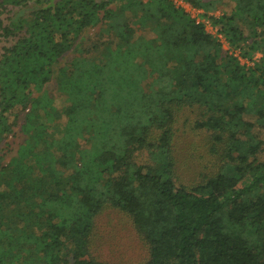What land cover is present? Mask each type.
<instances>
[{
	"label": "trees",
	"instance_id": "trees-1",
	"mask_svg": "<svg viewBox=\"0 0 264 264\" xmlns=\"http://www.w3.org/2000/svg\"><path fill=\"white\" fill-rule=\"evenodd\" d=\"M229 1L213 25L242 57L261 53L253 66L172 0H0V143L23 136L0 157V264H102L88 252L108 209L147 246L143 264H264V0ZM188 109L206 134L197 161L213 163L185 185L174 128Z\"/></svg>",
	"mask_w": 264,
	"mask_h": 264
},
{
	"label": "rangeland",
	"instance_id": "rangeland-1",
	"mask_svg": "<svg viewBox=\"0 0 264 264\" xmlns=\"http://www.w3.org/2000/svg\"><path fill=\"white\" fill-rule=\"evenodd\" d=\"M222 6H219L215 12L205 14L204 12H197L196 9H191V14L205 25L206 32L212 38L218 36L217 28L213 25L212 19L219 18L222 14H229L233 4L229 0H224ZM34 6H36L34 4ZM33 7L31 2L28 8L23 12L30 10ZM190 10L189 8L186 10ZM16 10L9 13L12 17ZM22 12H18V14ZM7 16V17H6ZM7 19L9 15L0 16V19ZM212 18V19H211ZM94 31L87 33V38L92 37ZM221 49L225 53L223 56L232 57L240 62L242 65L253 66L261 58V53H255L252 60L242 57L239 49H233L226 44H221ZM244 47V46H242ZM66 60L63 62V64ZM47 93L54 99L57 108L64 105L63 98L57 91L55 79L51 81L46 89ZM198 119V112L193 109H188L181 113L178 117V122L175 125L174 132V156L178 158V169H176L175 180L177 184L183 183L189 185L195 182L198 177L197 174L202 171H207L210 165L205 160L208 159L205 152H203V159L197 161V155L202 153L201 147L205 144L206 134L200 131H193V123ZM23 141V136L18 128L14 129L12 135L7 136L0 143V157H2V164H7L9 160L15 155L18 145ZM194 144V145H193ZM193 145V150L196 152V158L191 162L186 159L191 154L190 147ZM207 164V166H206ZM206 166V167H205ZM205 167V168H204ZM4 179V176L1 175ZM200 180V178L198 179ZM88 257L102 264H143L148 259L147 246L139 239L135 232L129 218L123 213L108 209L101 213L95 220V228L93 237L90 242Z\"/></svg>",
	"mask_w": 264,
	"mask_h": 264
},
{
	"label": "built area",
	"instance_id": "built-area-1",
	"mask_svg": "<svg viewBox=\"0 0 264 264\" xmlns=\"http://www.w3.org/2000/svg\"><path fill=\"white\" fill-rule=\"evenodd\" d=\"M173 1V3L175 4V5H177V6H180V7H183V9L184 10H187L188 8L190 9V10H188V11H186L195 21H196V23L198 24V23H201V24H204L202 21H200V20H198L197 18H195V16H194V14L192 15L191 14V7L188 5V4H185V3H183V2H181V1H178V0H172ZM185 7H186V9H185ZM215 38H217L218 39V41L223 45V46H225L226 44H227V42L223 39V37L221 36V35H218V36H215Z\"/></svg>",
	"mask_w": 264,
	"mask_h": 264
},
{
	"label": "crops",
	"instance_id": "crops-1",
	"mask_svg": "<svg viewBox=\"0 0 264 264\" xmlns=\"http://www.w3.org/2000/svg\"><path fill=\"white\" fill-rule=\"evenodd\" d=\"M183 8V7H182ZM185 9H186V7H185ZM200 10H198L197 12H199ZM185 12H186V10H185ZM201 12V11H200Z\"/></svg>",
	"mask_w": 264,
	"mask_h": 264
}]
</instances>
